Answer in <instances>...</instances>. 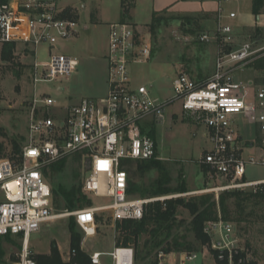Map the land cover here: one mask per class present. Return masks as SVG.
Instances as JSON below:
<instances>
[{"label":"built area","instance_id":"obj_1","mask_svg":"<svg viewBox=\"0 0 264 264\" xmlns=\"http://www.w3.org/2000/svg\"><path fill=\"white\" fill-rule=\"evenodd\" d=\"M219 0L220 36L225 37L217 55L213 75L193 79L181 73L173 82V96L163 101L152 98L146 85L136 86L131 66L150 61L151 37L128 22L112 23L107 52V94L84 98L76 104L58 106L47 95H39V82L69 78L80 66L77 57L55 54L57 44L79 36L82 27L65 17L66 9L57 0H0V45L31 46L30 64L33 94L27 99L29 136L16 159L0 158V245L6 236L21 237L23 250L18 264H37L29 250L31 236L43 224L61 217H74L87 238L97 235V216L110 212L116 221L141 220L150 200L130 193L132 164L156 157L157 141L149 124L160 123L168 109L181 102L184 116L205 128L210 141L201 164L209 179H224V189H235L264 196V179L248 180L247 169L264 167V70L248 80H238L249 69L254 54L248 43L226 49L230 26L222 25ZM229 18H236L234 12ZM215 35L202 34L200 41L211 42ZM49 46V59L38 61L39 48ZM60 92L65 89L60 87ZM79 154L85 163L83 192L111 203L88 206L74 212L57 213L44 168L68 156ZM159 200V199H157ZM165 200V199H161ZM205 233L210 242L204 252H161L159 263L169 256L175 264H244L236 229L220 218L208 222ZM76 255L69 253L68 262ZM92 264H136L133 247H115L111 252H94Z\"/></svg>","mask_w":264,"mask_h":264},{"label":"rangeland","instance_id":"obj_2","mask_svg":"<svg viewBox=\"0 0 264 264\" xmlns=\"http://www.w3.org/2000/svg\"><path fill=\"white\" fill-rule=\"evenodd\" d=\"M123 0H57L61 8L69 7L71 19L82 27L78 37L60 41L55 54L75 56L80 61L78 71L69 78L52 82H39L36 90L39 95L51 96L58 106L76 104L84 98H100L107 94V52L109 44L110 23L122 19ZM221 24L230 26L226 49L236 50L243 44H250L254 54L248 67L258 58L264 56V14L258 22L253 14V0H239L221 5ZM131 10V8H130ZM131 12V13H130ZM234 12L236 18H229ZM264 13V12H263ZM157 14L161 22L152 29L153 15ZM128 23L137 25L142 32L151 37L152 57L143 64L131 66V79L134 85H146L152 98L163 101L173 96V82L181 73L193 79H205L213 75L216 67L220 43L225 37L220 36L219 0H135V6L129 11ZM85 27L89 28L85 30ZM261 28L257 33L255 29ZM216 37L211 42L200 41L202 34ZM3 45H0V143L4 145V157H11L14 142L21 149L29 136V111L27 99L33 94L34 84L30 79V64L34 62L31 46L16 44L13 57L9 61L2 59ZM49 46L39 48L38 61L49 59ZM257 72L251 68L241 73L238 80L253 78ZM62 87L64 92L58 91ZM154 131L158 144V155L163 172L152 169L145 172L138 170L137 164L130 167L131 180L135 184L133 196L137 199L150 200V204L165 202L177 198H200L214 195L217 202L218 219L223 218L220 203L222 197L235 189H224L228 182L224 179H209L203 171L201 159L211 149L210 141L204 136L205 128L195 118L184 116L181 102H176L168 109L166 117L157 124H149ZM75 154L66 157L65 166L59 172L49 171L46 178L51 189L53 186L71 187L83 183L86 174L84 160L77 161ZM16 159V158H15ZM162 173L168 177V186L174 189L186 186V193L170 195H149V190L156 185ZM248 180L264 179V167L251 166L247 169ZM241 191V190H237ZM93 204L104 205L111 199L97 198L88 195ZM165 200H161V199ZM159 199V200H157ZM53 207L54 198L52 195ZM231 215L228 223L232 224L238 234L242 256L255 264H264V197L251 198L245 203L243 214H237L233 207L234 199H229ZM145 209V211H146ZM79 210V209H77ZM76 211V210H74ZM69 211V212H74ZM97 235L87 238L82 233L83 251L91 254L94 251L111 252L116 246V223L110 212L98 214ZM191 215L179 208L177 223L171 236H161L164 240L160 248L153 249L150 235L141 239V245L149 241L148 248H141L137 264L159 263L160 249L166 241H179L192 245L196 252H204L206 245H200L191 229ZM70 217H61L43 224L41 229L31 236L29 250L33 255L51 252L52 243H56L61 257L68 262L71 250ZM21 237H11L0 245V264H18L23 250ZM133 247V246H132ZM149 252V254H148ZM106 263L111 258L104 256ZM165 264H175L174 257L169 256Z\"/></svg>","mask_w":264,"mask_h":264},{"label":"trees","instance_id":"obj_3","mask_svg":"<svg viewBox=\"0 0 264 264\" xmlns=\"http://www.w3.org/2000/svg\"><path fill=\"white\" fill-rule=\"evenodd\" d=\"M122 6L123 13L121 22H126V19L129 17L130 8L134 6V3L130 0H123ZM263 12L264 0H253V14L259 17L263 14ZM64 16L68 18L71 17V12L69 9L66 10ZM159 22H161V18H158L157 14H154L151 23L152 29H154L156 27V24H158ZM255 31L257 33H260L262 30L260 27H257ZM15 48V43L3 45L2 59L5 61L11 60ZM249 68L255 70L256 72L263 71L264 56L256 59L249 66ZM150 135L154 138L155 134L153 130L150 132ZM21 151V147L16 142H14L13 152L10 158L15 159L17 155L21 153ZM4 156V145L0 143V158ZM75 157L77 161L81 160L80 156L77 155ZM66 161L67 159L66 157H64L45 167V177H48L49 171L59 172L60 170H62L65 166ZM137 165L140 172H145L152 169H159L163 172V166L159 159L158 150L155 158L148 161H139L137 162ZM202 166L204 173L208 175V169L204 165ZM168 182L169 180L166 173H162V176L157 181L156 185H154L152 189L149 190V195L166 196L176 192H188L186 186L174 189L168 186ZM134 187L135 184L131 180L129 190L131 194ZM51 191L54 198V206L57 211H74L77 209L86 208L93 204L92 200L83 192V183L72 185L71 187L53 186ZM258 196L259 195H255L253 193L245 191L235 190L227 192L222 197V201L220 203L224 220L226 222L229 221L232 212L231 204L228 202L229 199H234V203L232 205L235 209H237L236 213L241 215L245 211V203L251 198H255ZM179 208H184L190 213L192 218L191 229L200 245L209 244L210 238L205 233V226L208 222L218 220L217 202L214 195H204L200 198L192 199H170L163 203L156 202L148 206L141 220L127 219L117 221L116 247L133 246L136 253L137 264V259L141 254V248H148L150 243L149 241H146L143 245H141L142 237L145 235H150L153 238V241L151 242H154L153 249L160 248L164 244V240H159V238H161V236L163 235H167L168 238L171 236V232L175 224L177 223ZM99 220H101V218L97 216V222H99ZM78 229L81 230L75 218L70 217L69 231L71 234V250L76 252V255L71 259V261L65 262L62 259L56 243H52L51 252L49 254L32 255L33 259L37 264H92L90 254L85 253L81 247L83 236L81 233L82 230L79 231ZM11 237L12 236L10 235L6 236L4 240ZM160 250L166 254H170L172 252L195 251L192 245L181 243L177 240L172 241V244L166 241V246L162 247ZM155 264H158V261H156ZM244 264H255V262L246 259Z\"/></svg>","mask_w":264,"mask_h":264},{"label":"crops","instance_id":"obj_4","mask_svg":"<svg viewBox=\"0 0 264 264\" xmlns=\"http://www.w3.org/2000/svg\"><path fill=\"white\" fill-rule=\"evenodd\" d=\"M130 1L133 2V3H134V6H135V0H130ZM134 6H133V7H134ZM133 7H131V10H132ZM63 9L68 10L69 7H66V8H63ZM131 10H130V11H131ZM130 13H131V12H130ZM263 14H264V13H263ZM263 14H262V15H263ZM262 15H260V16L258 17V18H259V21L261 20ZM119 21H121V18H120ZM259 21H258V22H259ZM114 23H116V22H114ZM111 24H112V23H110V25H111ZM134 26H137V25L135 24ZM85 30H88V31H89V28H88V27H85ZM115 247H116V246H115ZM115 247H114V248H115ZM94 252H100V251H94ZM94 252H92V253H94ZM92 253H91V254H92ZM105 253H107V252H105ZM47 254H49V253H47ZM91 254H90V255H91ZM102 260H103V258H102ZM103 263H104V264H112V261H111L110 263H106V262L103 260Z\"/></svg>","mask_w":264,"mask_h":264},{"label":"water","instance_id":"obj_5","mask_svg":"<svg viewBox=\"0 0 264 264\" xmlns=\"http://www.w3.org/2000/svg\"><path fill=\"white\" fill-rule=\"evenodd\" d=\"M258 21H259V18H258ZM87 171V170H86Z\"/></svg>","mask_w":264,"mask_h":264}]
</instances>
